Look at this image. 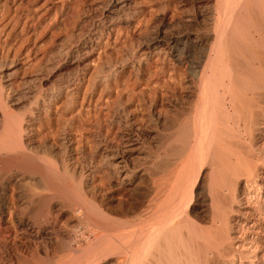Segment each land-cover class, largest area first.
<instances>
[{"label": "rangeland", "instance_id": "obj_1", "mask_svg": "<svg viewBox=\"0 0 264 264\" xmlns=\"http://www.w3.org/2000/svg\"><path fill=\"white\" fill-rule=\"evenodd\" d=\"M131 1L120 10V0H0V87H4L1 103H5H0V134L8 118L12 128L15 127L11 139L17 143L12 144L14 148L19 145L15 150L9 142L15 150L11 153L6 144V150L0 149V186L4 189L0 226L13 229L16 218L10 213L14 210L18 214L27 211L25 218H30L38 200L28 196L26 184L32 190L46 185L61 190L60 194L49 193L41 205L44 211L50 210L55 235H39L34 230L30 238L22 240L11 230L7 235L12 245L4 251L0 264H56L59 259L93 248L98 249L95 256L89 259L87 254L89 260L83 258L78 264H87L90 260L89 264H147L151 260L149 256L166 245L167 249L170 246L171 257L167 253L163 259V263L168 260L165 264L172 261L173 264H185L184 261L187 264H264L259 259L264 254V223L251 227L257 206L244 204L245 195L254 193L244 188L243 179L236 180L238 184L231 181L238 177L230 176L233 167L228 164V168L226 163L227 157H234L236 152L250 159V156L256 157L258 150H263L260 167L264 170V128H260L264 125V116L258 119L259 124L252 133L255 140L249 145L246 137L222 119L217 102L216 120L219 124L223 121L218 125V135L230 143L229 150L221 151L209 137L205 139L207 144L203 141L201 146L190 150L194 145L189 140L194 127L192 119H188L193 116L197 92L184 70L196 59L195 39L203 36V29L209 26L208 9L203 0ZM135 7L141 12L133 20L131 12ZM156 34L167 39L187 38L189 45L181 60L176 64L170 62L174 65L164 71L154 53L160 48L162 55L170 59L171 51L164 43L159 48L150 45L148 40ZM231 74L235 75L233 69L223 68L217 75L221 81V76L222 80H228ZM75 83L79 90L74 101L63 96L53 97L61 85ZM172 88L174 96L168 95L163 101L159 98L155 106L148 104L154 89L160 94H169ZM212 90V96L218 99L220 94L214 93L219 87ZM20 122L23 133L18 136ZM3 135L1 141L5 139ZM120 137L123 144L118 142ZM128 138L136 141L127 143ZM19 141H23L24 147ZM195 150L199 151H196L198 155ZM214 153L223 155L226 161H220L223 156H217L220 163L215 164ZM5 158H9L7 162L12 158L19 161L12 159V164L6 162V165ZM76 160L78 167L73 166ZM260 183L264 185V179ZM79 204L85 207L87 217L98 223V231L89 234L81 227L79 231L73 229L74 212ZM102 229L116 234L113 236L116 244L113 241L106 248H95L96 235H105ZM136 240L142 244H135ZM197 243L199 246L202 243L201 248ZM221 245L225 246L224 254H221ZM202 249L209 253L206 250L203 253ZM199 255L204 261H199L202 260ZM249 256L253 262H247Z\"/></svg>", "mask_w": 264, "mask_h": 264}, {"label": "bare ground", "instance_id": "obj_2", "mask_svg": "<svg viewBox=\"0 0 264 264\" xmlns=\"http://www.w3.org/2000/svg\"><path fill=\"white\" fill-rule=\"evenodd\" d=\"M128 1H130L128 3ZM185 1V0H184ZM204 1V4L206 6V8L208 9V12L206 13L209 17V20L208 23H209V26L207 27L206 25V28H202L204 31L202 33V31L200 33L203 34V36H197V38L195 39L196 40V43L194 45V49H196V59H194V61L190 62L189 65H188V70L186 71V69L184 70L186 72V74H188V77L190 78V82L192 84V87L194 89V92L196 90V94H197V99L196 102L194 103V110L192 111V118L188 119L193 122V130L194 133H193V137L192 139H189V140H192V143L194 145L191 146V148H189L190 150H192V147H195V146H198L199 145L201 146V142L203 143L204 141V144H207L205 143L206 140H208V137L211 138V140L215 141L217 143V147L219 149H221V151H226V148H228V144H230L228 142V144L222 140L221 136L218 135V125L221 124L222 119H226V124L227 125H232V127L236 128V131H238V133L240 135H242L243 137H246L247 140H248V143L249 145L252 144V142L255 140L254 138V135L252 134L255 129L254 127L256 126V124L259 122L258 119L260 117H263L264 116V106L262 105V103L264 102L263 98H264V0H203ZM169 2V1H168ZM167 2V3H168ZM173 2V1H172ZM132 1L131 0H120V10L121 8H125L126 6L128 7L129 4H131ZM178 3V1H177ZM203 3V2H202ZM192 4V3H191ZM201 4V3H200ZM166 5V4H165ZM180 5V4H179ZM183 5V4H182ZM185 5V4H184ZM199 5V4H198ZM203 5V4H201ZM137 7V6H136ZM135 7V8H136ZM166 7V6H165ZM202 8H204L203 6H201ZM200 7V8H201ZM180 8V7H179ZM178 8V9H179ZM119 9V8H118ZM163 9H167V8H163ZM181 11V10H180ZM139 12H141V9L139 8H136V10L132 11L131 12V17L133 18L134 20V15L136 16V14H139ZM204 14V13H203ZM204 16V15H203ZM206 16V15H205ZM204 16V17H205ZM202 17V16H201ZM208 19V18H206ZM204 25V24H203ZM204 26V27H205ZM147 27V26H145ZM150 28V27H149ZM147 30V29H146ZM149 30V29H148ZM200 30V29H199ZM146 32V31H145ZM199 33V32H198ZM209 37H212L211 41L209 42ZM152 39L148 40V42H150L151 46L154 45L155 48H159L161 45V43H164L167 45V47L169 48V50L171 51L170 52V59L168 57H165L162 55V51L160 50L159 48V51L155 52L154 55H156L157 57V61L158 63H160L161 65V69L162 71H164L166 68H170V66L174 65L175 62H179V60H181L180 58L183 56V52L186 51V49L188 48L189 45H187V38L186 40H181L180 38L178 37H171L169 39L167 38H163L162 36H160V34H156L154 35V37H151ZM165 46V45H164ZM191 46V44H190ZM166 47V46H165ZM162 48V47H161ZM152 49V48H151ZM158 50V49H157ZM153 51V50H152ZM161 51V52H160ZM165 52V51H164ZM169 52V51H168ZM153 55V54H152ZM174 61V63H170ZM176 64V63H175ZM178 64V63H177ZM179 66V65H177ZM171 68H175V67H171ZM223 68H226L227 70L229 68L233 69L234 70V73L238 76H236V78H234V76L231 74V77L228 79V80H222V76L220 77L221 78V81H219V73L223 70ZM176 69V68H175ZM174 70V69H173ZM224 72V71H223ZM184 74V73H183ZM218 74V75H217ZM227 75V74H226ZM224 76V74H223ZM229 77V76H228ZM233 78L235 79V81L233 80ZM216 81L217 84H216ZM70 83V82H69ZM2 85V84H1ZM79 85L78 84H64V85H61L60 87L57 88V91L56 92V96L53 95V97H55V99L57 97H65V98H68V100L70 99V101H74L76 96L78 95V90H79ZM215 86H218L219 87V91L216 90L217 92L214 93L215 95H218L220 94L221 98H219L220 96H218V99L217 97H213L212 96V89L215 87ZM6 87V86H5ZM172 87V86H171ZM170 87V88H171ZM4 87H0V103H1V98L3 96L2 94V89ZM173 90L167 94L166 92L163 93V94H160L158 93V91L156 89H154L152 92V95L149 97L150 99V102L148 104L152 105V106H155L156 103H157V100L160 98L162 99V101L164 99L167 98L168 95H170L169 97H171L172 95L174 96L175 95V92H174V88H172ZM10 90V89H8ZM55 90V89H54ZM171 90V89H169ZM7 92V91H6ZM10 92V91H9ZM8 93V92H7ZM6 93V95L8 96V94ZM51 93V92H50ZM172 94V95H171ZM4 93V96L7 97ZM11 95V94H10ZM4 97V98H5ZM45 97V96H44ZM50 97V96H49ZM9 98V97H8ZM173 98V97H172ZM171 98V99H172ZM43 99V98H42ZM51 99H54V98H51ZM3 100V99H2ZM45 100V99H44ZM5 101V99H4ZM47 101H49V99H47ZM51 101V100H50ZM145 101V100H144ZM7 102V101H6ZM53 102V101H52ZM217 102H219L220 104V110L217 109V105H219ZM4 103V102H3ZM1 103V105L3 104ZM51 103V102H50ZM5 104V103H4ZM72 104V103H71ZM52 105V104H51ZM216 105V106H215ZM50 106V105H49ZM149 106V105H148ZM150 108V107H149ZM192 110V109H191ZM219 114H222L221 116L223 117L222 119L219 117V119H221L220 121V124L217 122L216 120V115L218 114L217 112L218 111ZM4 111V110H3ZM33 112V111H32ZM44 113V112H43ZM46 113V112H45ZM44 113V115H46ZM50 113V112H49ZM42 114V113H41ZM191 114V113H190ZM218 114V116H219ZM5 115V113H4ZM38 116V115H37ZM6 118V116H4ZM188 117V116H187ZM212 119L209 120L208 119ZM224 119V120H225ZM40 121V119H39ZM22 122V120H21ZM21 122L19 125H17L18 127V132H19V135L20 136V133H23L21 129ZM191 122H189L191 124ZM26 123V122H25ZM18 123H15L14 125H16ZM33 124V123H32ZM187 124V123H186ZM259 124V123H258ZM26 125V124H25ZM183 125V124H182ZM224 125V124H223ZM4 128H3V132L1 131V134H0V137H2V134L3 135V138L5 139H2V141L0 140V149L1 150H6V146L5 144L7 145V148H10V153L15 150H17L18 146L17 145V148L13 146L12 142L14 143L15 140L12 141L11 137L14 135V128H12V125L10 124L9 122V119L7 118L5 121H4V124H3ZM2 126V127H3ZM191 126V125H190ZM258 126V125H257ZM262 127L260 128H264V125H261ZM184 127V126H183ZM225 127V126H224ZM233 128V129H234ZM257 128V127H256ZM25 129V128H24ZM181 129H182V126H181ZM191 129V128H190ZM189 129V130H190ZM230 129V128H229ZM254 129V130H253ZM17 130V128H16ZM26 130V129H25ZM186 130V125H185V129ZM184 130H180L181 132L185 133ZM235 130V129H234ZM24 131V130H23ZM188 131V130H187ZM192 131H190V133H192ZM235 131V132H236ZM25 132V131H24ZM30 132V131H29ZM221 133V132H220ZM13 134V135H12ZM185 134H188V133H185ZM220 136V137H219ZM183 137V136H182ZM185 137V136H184ZM237 137V136H236ZM29 138V137H28ZM9 139V141H8ZM188 139V138H187ZM206 139V140H205ZM245 139V138H244ZM11 140V141H10ZM20 140V138H19ZM22 140V139H21ZM20 140V141H21ZM8 141V142H7ZM19 141V144L21 145L22 142L20 143ZM135 140H133L132 138H128L127 139V143L128 142H135ZM231 141V140H230ZM237 141V140H236ZM10 143V145L12 144V147L15 149H13L11 146H9L8 144ZM118 142L123 144L122 142V138L120 137L118 139ZM185 142V141H183ZM187 142V141H186ZM215 142L213 144H215ZM15 143H17V141H15ZM25 143V142H24ZM233 143V142H232ZM244 143V142H243ZM133 144V143H132ZM184 144V143H183ZM234 144V143H233ZM232 144V145H233ZM15 145V146H16ZM23 147H24V144H22ZM186 145V144H185ZM203 145V144H202ZM216 145V144H215ZM215 145H214V148H215ZM237 145V144H236ZM246 145V144H245ZM204 146V145H203ZM202 148H206L207 147H203ZM206 146V145H205ZM210 146H211V143H210ZM235 145H233L234 147ZM243 146V145H242ZM183 147V146H182ZM181 149L183 150L184 147ZM209 147V146H208ZM216 147V149H217ZM231 147V146H230ZM232 147V148H233ZM28 148V147H27ZM235 148V147H234ZM247 148V147H246ZM250 148V146H249ZM248 148V149H249ZM252 148V147H251ZM20 149V148H19ZM217 149V150H219ZM225 149V150H224ZM231 149V148H230ZM238 149V147H237ZM181 150V152H183ZM199 150V149H198ZM198 150H195L198 151ZM202 150V149H201ZM199 150V151H201ZM229 150V148H228ZM227 150V151H228ZM241 150V149H240ZM7 151H9L7 149ZM6 151V152H7ZM20 151V154H21V149L19 150ZM124 151V150H123ZM179 151V150H178ZM193 151V150H192ZM198 151V152H199ZM213 151V150H212ZM215 151V149H214ZM220 151V152H221ZM232 152L234 150H231ZM237 151V150H236ZM253 151V149H252ZM2 152V151H0ZM176 152V151H175ZM202 152V151H201ZM217 153V151H215ZM219 152V151H218ZM235 152V151H234ZM262 152L263 150H258L256 153V157L255 158H251L250 156V159L249 158H246L244 159L241 155H239L237 152L238 155H236V153H234V157H231L228 156L227 157V161L225 160L226 157H224L223 155H218L219 157H222L224 159L221 158L220 161H226L227 163V166L228 164L232 165V169H230V172H233V174L231 173L230 176H235L238 177V178H234L235 180H231L230 177V180L233 182V181H236V180H239V178L243 179L244 181V188L248 189V191H251L254 193V195L252 194H246L245 192V198H244V204L245 206H250L252 204H255L256 203V206L255 207V210H254V219L251 221V227H257V226H260L259 224L260 223H264V185L260 183V181L262 179H264V170L261 171V164L262 161H261V158L260 156L262 155ZM25 153V152H23ZM22 153V154H23ZM223 154V152H221ZM249 153V152H247ZM18 154V153H17ZM174 154V153H173ZM215 154V153H214ZM225 154V153H224ZM244 154V153H242ZM246 154V153H245ZM244 154V155H245ZM251 154V153H250ZM250 154H246L247 156L250 155ZM29 155V154H28ZM171 155V154H170ZM194 155V153H193ZM196 155L197 152H196ZM201 155V154H200ZM245 155V156H246ZM252 155V154H251ZM254 155V154H253ZM9 156V155H8ZM23 157V155H21ZM191 156V154H190ZM213 156H216L213 155ZM217 156L213 159H215V162L217 161L218 162V158ZM227 156V155H226ZM5 157V156H4ZM3 157V158H4ZM7 157V155H6ZM14 154H13V158H14ZM200 157V156H199ZM249 157V156H248ZM254 157V156H253ZM12 158V159H13ZM25 158V157H24ZM217 158V159H216ZM2 159V158H1ZM6 159V158H5ZM9 159V158H8ZM4 161L5 164L7 162V160ZM11 159V158H10ZM11 159V160H12ZM20 159V158H19ZM191 159V158H190ZM189 159V160H190ZM204 159V158H203ZM254 159V160H253ZM262 159L263 156H262ZM10 160V162H11ZM13 160H16V161H19L17 160L16 158L13 159ZM29 161V159L26 158V161ZM31 160V159H30ZM26 161H23L26 163ZM78 160L74 161L75 164H73V166L77 165L78 167V163L77 162ZM192 161V160H191ZM9 161L7 163H10ZM30 163H32V161H29ZM217 162L215 164H217ZM1 163V162H0ZM3 163V162H2ZM16 163H19V162H16ZM29 163V164H30ZM65 163V162H64ZM63 163V164H64ZM214 163V161H213ZM220 163V162H218ZM224 163V162H222ZM221 163V164H222ZM12 164V162H11ZM21 164V163H20ZM225 164V163H224ZM3 165V164H1ZM8 165V164H6ZM4 165V166H6ZM19 165V164H18ZM22 165V164H21ZM80 165V164H79ZM24 166V165H23ZM29 166V165H28ZM35 165H33L34 167ZM65 166V165H64ZM9 167H10V164H9ZM27 167V165H26ZM226 167V166H225ZM6 168V167H5ZM20 168V167H19ZM22 168V167H21ZM39 168V167H37ZM68 168V167H67ZM75 168V167H74ZM228 168H230L228 166ZM66 169V168H65ZM181 169V168H180ZM227 169V168H226ZM7 170H8V167H7ZM32 169H30L31 171ZM37 172L39 169H36ZM184 170V169H183ZM1 171V170H0ZM34 171V170H33ZM66 171V170H65ZM224 171V170H223ZM226 171V170H225ZM229 171V170H228ZM27 172V171H26ZM40 172V170H39ZM7 173V172H6ZM31 173V172H30ZM42 173V172H41ZM5 174V173H4ZM33 174V173H31ZM35 174V173H34ZM49 174V173H48ZM229 174V172H228ZM41 175V174H40ZM45 175V174H44ZM44 175H41L42 177ZM8 176V175H7ZM38 176V175H37ZM40 176V177H41ZM47 176V175H45ZM226 179V178H224ZM229 180V179H228ZM48 181V179H47ZM45 182V181H44ZM230 182V183H232ZM226 183H227V180H226ZM235 184V182H233ZM24 184V183H23ZM47 184V182H46ZM233 184V185H234ZM236 184L237 181H236ZM2 185V184H1ZM22 185V184H21ZM25 185V184H24ZM49 185V184H48ZM228 186V183L226 184ZM230 185V184H229ZM44 186V185H43ZM51 186V185H49ZM28 189V196H31V197H35L37 198L35 201H37L35 203V205L33 206V208L31 209L32 210V214H30V218L27 219L25 218V214L27 213L26 212H23L22 214H18L16 213V211L14 210L13 212H11V216L15 217L16 218V222H15V225L13 226V229L11 230H14L13 232L14 233H17V235L21 236V239H26V238H30L31 236V232H33L34 230L36 231V234H39V235H49V234H54L56 231L54 230V228L51 226L52 224V219H51V216L50 215V210H46L44 211L41 207L45 208L44 206H41L42 205V202L44 201V199H46L47 197H49V193L53 192L56 194H60V191L59 190H54V189H50L52 187H48L47 185L43 188L41 187H35V189H31L30 186L28 187V185L26 184V186ZM25 187H23L25 189ZM54 188V187H53ZM226 189V187H225ZM3 190L2 187L0 186V217L3 212V209H4V205H3V201H2V197L4 196V193H3ZM65 191V190H64ZM79 191V190H78ZM231 192L233 190H230ZM82 192V190H81ZM226 192V191H225ZM224 193V192H223ZM234 193V191H233ZM25 194V193H24ZM80 194V192H79ZM83 194V192H82ZM229 194V193H228ZM26 195V194H25ZM53 195V194H52ZM72 195V194H71ZM86 195V194H84ZM83 195V196H84ZM235 195V194H234ZM80 196V195H79ZM82 196V195H81ZM80 196V200H84L83 198H81ZM232 196V193L231 195ZM236 196V195H235ZM174 197V196H173ZM34 198V199H35ZM165 199V198H164ZM233 199V197L231 198ZM157 200V199H156ZM176 200V199H175ZM256 200V202H255ZM33 201V200H31ZM81 201V202H82ZM173 201V200H172ZM240 201V200H238ZM162 202V201H161ZM46 203V202H45ZM88 203V202H87ZM86 203V205H87ZM153 203V202H152ZM164 203V201H163ZM78 204V203H77ZM167 204V203H166ZM33 205V204H32ZM46 205V204H45ZM73 205V204H71ZM70 205V206H71ZM81 205V204H79ZM77 207L76 205V209H75V215H76V219H74V225L75 228L73 229H77L79 227L83 228L85 231L87 230L89 232V234H92L90 232H96V230L98 231L99 226H98V223L94 224L95 220H91V218L87 217L86 215V212H85V207L84 206H79ZM85 205V206H86ZM90 205V204H89ZM168 205V204H167ZM243 205V204H242ZM75 206V205H74ZM74 206L72 208H74ZM254 206V205H253ZM16 207V206H15ZM30 207V206H29ZM88 206H86L87 208ZM150 207V206H149ZM163 207V206H161ZM254 208V207H253ZM88 209V208H87ZM86 209V210H87ZM95 209V208H94ZM19 210V209H18ZM25 210V209H24ZM132 212V211H131ZM71 213V212H70ZM164 213V212H163ZM178 214V213H177ZM245 214V213H244ZM247 215H249L248 213H246ZM27 215V214H26ZM89 215V214H88ZM155 215V214H154ZM252 215V216H253ZM74 216V214H73ZM107 216V215H106ZM149 216V215H148ZM171 216V215H170ZM176 216V215H175ZM174 216V217H175ZM151 217V216H150ZM147 218V219H150ZM96 218V217H94ZM163 218V217H162ZM171 219V217H168ZM54 219V218H53ZM99 219V218H97ZM156 219V218H155ZM165 219H167L165 217ZM1 220V218H0ZM69 220V219H68ZM107 220V219H106ZM153 220V219H152ZM169 220V219H168ZM217 220V219H216ZM227 220V219H226ZM93 221V222H92ZM145 221V220H144ZM150 220H148L149 222ZM55 222V221H53ZM100 222V220H99ZM111 222V221H110ZM143 221H140L139 223L142 224ZM147 222V221H145ZM219 222V221H218ZM217 222V223H218ZM117 223V222H116ZM144 223V222H143ZM63 224V223H62ZM53 225V224H52ZM96 225V226H95ZM100 225V224H99ZM181 225V224H180ZM184 225V224H183ZM222 225V224H221ZM72 226V227H73ZM92 226V227H91ZM102 226V225H101ZM144 226V225H143ZM175 226V225H174ZM12 227V226H11ZM147 227V226H146ZM176 227V226H175ZM174 227V228H175ZM185 227V226H184ZM93 228V229H91ZM161 228V227H160ZM190 228V227H189ZM223 228V227H222ZM251 229V228H250ZM10 228L8 226L6 227H1L0 226V260H2V256H3V253L4 251L7 250L8 247H11L10 245H12V242L11 240H9V234L10 233ZM59 230V229H57ZM103 231L102 232H105V235L101 234V235H96V239L97 242H96V245L97 247L95 248H100V249H103L106 248L105 245L106 244H109L110 242L112 243L114 241V237H116V234L115 235H112L113 233L110 232L107 233V231L104 229H102ZM168 230V229H167ZM172 229H170L171 231ZM174 230V229H173ZM191 230V229H190ZM189 230V231H190ZM194 230V229H193ZM192 230V231H193ZM220 230V229H219ZM256 230V228H255ZM79 231V230H78ZM110 231V230H109ZM169 231V232H170ZM175 231V230H174ZM188 231V230H187ZM191 231V232H192ZM253 231V230H252ZM179 232V231H178ZM196 233V231H194ZM219 232V231H218ZM19 233V234H18ZM76 233V232H75ZM101 233V232H99ZM112 233V234H111ZM33 234V233H32ZM82 234V233H81ZM94 234V233H93ZM188 234V233H187ZM197 234V233H196ZM5 235V236H4ZM55 235V234H54ZM142 235V234H141ZM150 235V234H149ZM148 235V236H149ZM168 235V234H167ZM166 235V237H167ZM170 235V234H169ZM184 235V234H183ZM192 235H195L192 233ZM213 235H215L213 233ZM181 236V235H180ZM216 236V235H215ZM16 237V236H15ZM57 237V236H56ZM144 237V235H143ZM153 237V236H152ZM155 237V236H154ZM170 237V236H168ZM184 237V236H183ZM188 237V236H187ZM221 237V236H220ZM11 238V237H10ZM20 238V237H19ZM18 238V239H19ZM95 238V236H94ZM93 238V239H94ZM164 238V237H163ZM172 238V237H171ZM171 238H167L168 241H170ZM208 238V237H207ZM218 238L215 237V239ZM22 239V240H23ZM122 239V238H121ZM134 239V238H133ZM136 239V238H135ZM142 239V237H141ZM165 239V238H164ZM174 239V238H173ZM181 239V237L179 238ZM185 239V237H184ZM189 239V237H188ZM195 239V237H194ZM220 238L216 239L215 241L218 242ZM27 240V239H26ZM120 240V239H118ZM138 240V238H137ZM137 240L135 241V244L137 242ZM140 240V239H139ZM138 240V242H139ZM150 239H148L149 241ZM175 240V239H174ZM178 240V239H177ZM191 240V239H190ZM189 240V241H190ZM212 240V239H211ZM222 240V239H221ZM20 242V239L18 240ZM25 241V240H24ZM94 241V240H93ZM117 241V240H116ZM143 241V239H142ZM147 241V240H146ZM151 241V240H150ZM153 241V240H152ZM179 241V240H178ZM187 241V240H186ZM188 241V242H189ZM15 242V241H14ZM13 242V243H14ZM123 242V241H122ZM134 242V240H133ZM137 244H142L141 242ZM166 242V241H165ZM173 242V241H172ZM172 242H170L169 244H172ZM177 242V241H176ZM186 242V243H188ZM191 242V241H190ZM189 242V243H190ZM193 242V240H192ZM213 241H210L209 243H211ZM115 243V241H114ZM116 244V243H115ZM134 244V243H133ZM162 244V243H160ZM167 244V243H166ZM181 244V243H180ZM183 244V243H182ZM191 244V243H190ZM201 244L200 243V246L197 245L201 248ZM93 245V244H92ZM114 245V244H113ZM131 245V244H130ZM164 245V243H163ZM162 245V246H163ZM186 245V244H185ZM205 245H206V242H205ZM205 245H202V248H204L203 246ZM109 246V245H108ZM120 246V245H119ZM161 246V245H160ZM159 246V248H160ZM181 246V245H180ZM183 246V245H182ZM192 246V245H190ZM196 246V245H195ZM197 246V247H198ZM218 246V245H217ZM222 246V245H221ZM156 247V246H155ZM158 247V246H157ZM165 247V248H164ZM163 249H158L155 250L157 252H155L152 257L151 255L149 256L151 258V260H148L147 264H165L166 262H168V260H166L165 263H163V259L167 256V253L170 254L169 256V259L171 257V252H170V246L168 247L167 249V245L164 246ZM188 247H189V244H188ZM187 247V248H188ZM198 247V250L200 252V249ZM216 247V246H214ZM219 247V246H218ZM225 247V246H224ZM223 246L221 247V251L223 253L221 254H224L225 251H223L225 248ZM130 248V247H129ZM135 248V246H134ZM137 248V247H136ZM184 248V247H183ZM186 248V249H187ZM191 248V247H190ZM194 248V247H193ZM205 248H207L205 246ZM224 248V249H222ZM99 249V250H100ZM185 249V250H186ZM217 249V248H216ZM219 249V248H218ZM257 249V248H256ZM68 250H70V248H68ZM97 250V251H96ZM93 250L92 249H89L86 251H80V254L77 255L75 254V256L73 257L70 256V258H63L64 260H57L58 262L56 264H78V263H81L82 259L85 260V258H87V254H89L88 258L90 259L91 256H95V254L98 252V249ZM131 250V249H129ZM169 250V251H168ZM173 250V249H172ZM176 250V249H175ZM184 250V249H183ZM195 250L197 251V249L195 248ZM207 251V249H202L203 253L204 251ZM226 250V249H225ZM71 251V250H70ZM133 251V249L131 250ZM188 251V250H187ZM201 251V252H202ZM219 251V250H217ZM220 251V252H221ZM78 252V250H77ZM182 252V250H181ZM186 252V251H185ZM190 252V251H189ZM213 252V251H212ZM68 253V252H67ZM178 253V252H177ZM191 253V252H190ZM195 253V252H194ZM209 253V252H208ZM227 253V252H226ZM264 253V252H263ZM117 254V253H116ZM175 253H173L174 255ZM183 254V253H182ZM187 255V253H185ZM189 254V253H188ZM201 254V253H200ZM213 254V253H212ZM220 256L222 257L223 255ZM190 255V254H189ZM195 255V254H194ZM215 254H213L214 256ZM226 255V254H225ZM230 255V254H229ZM240 255V254H239ZM36 256V255H35ZM119 256V255H118ZM179 256V255H178ZM185 255H183L184 257ZM196 256V255H195ZM194 256V257H195ZM198 256V254H197ZM200 256V255H199ZM202 256V254H201ZM200 256V257H201ZM211 256V255H210ZM209 256V257H210ZM204 257V256H203ZM217 257V256H216ZM227 257V256H226ZM242 257V256H241ZM240 256H238V259H241ZM257 257V256H256ZM86 259V260H89V259ZM100 258V257H99ZM175 258V257H173ZM172 258V259H173ZM185 258H187L185 256ZM190 257H188L189 259ZM193 258V257H192ZM202 258V257H201ZM214 258V257H213ZM223 258V257H222ZM249 258L247 262H251L252 259L251 257H247ZM253 258V257H252ZM255 258V257H254ZM4 259V258H3ZM92 259V258H91ZM178 259V258H177ZM199 259V258H197ZM206 259V258H205ZM234 259V258H233ZM260 261L261 260H264V254L262 256L259 257ZM258 259V260H259ZM136 260V259H135ZM195 260V259H194ZM214 260V259H213ZM129 261V260H128ZM172 261V260H171ZM181 261V260H180ZM199 261H204L203 258L202 260L200 259ZM2 262V261H1ZM91 262V260L87 263L89 264ZM120 262V261H119ZM139 262V261H138ZM142 262V261H141ZM144 262V260H143ZM185 264H187V261H184ZM183 262V263H184ZM197 262V260H196ZM253 262V261H252ZM258 262V261H257ZM97 263V262H96ZM145 263V262H144ZM177 263V261H176ZM204 263V262H202ZM209 263V262H208ZM261 263V262H260ZM263 263V262H262ZM36 264V263H35ZM38 264H41L40 262ZM55 264V263H54ZM82 264H85V262H83ZM133 264V263H132ZM140 264V263H139ZM173 264V261L172 263ZM182 264V263H181ZM192 264V263H191ZM194 264V263H193ZM198 264V263H197ZM241 264H244L241 262Z\"/></svg>", "mask_w": 264, "mask_h": 264}]
</instances>
